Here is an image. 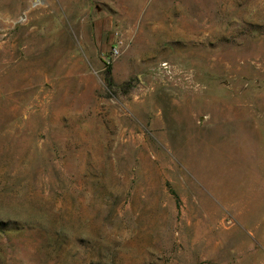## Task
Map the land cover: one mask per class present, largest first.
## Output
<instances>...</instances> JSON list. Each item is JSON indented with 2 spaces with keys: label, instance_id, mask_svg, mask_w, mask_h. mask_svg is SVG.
<instances>
[{
  "label": "rangeland",
  "instance_id": "obj_1",
  "mask_svg": "<svg viewBox=\"0 0 264 264\" xmlns=\"http://www.w3.org/2000/svg\"><path fill=\"white\" fill-rule=\"evenodd\" d=\"M0 264H264V0H0Z\"/></svg>",
  "mask_w": 264,
  "mask_h": 264
},
{
  "label": "trees",
  "instance_id": "obj_2",
  "mask_svg": "<svg viewBox=\"0 0 264 264\" xmlns=\"http://www.w3.org/2000/svg\"><path fill=\"white\" fill-rule=\"evenodd\" d=\"M109 68H108V70H107V83L109 84V85H111L112 84V81H111V78H110V76H109ZM173 193V192H172ZM173 195H174V197L177 199V197H176V195H175V193H173Z\"/></svg>",
  "mask_w": 264,
  "mask_h": 264
},
{
  "label": "built area",
  "instance_id": "obj_3",
  "mask_svg": "<svg viewBox=\"0 0 264 264\" xmlns=\"http://www.w3.org/2000/svg\"><path fill=\"white\" fill-rule=\"evenodd\" d=\"M118 52L117 51H114V55H116Z\"/></svg>",
  "mask_w": 264,
  "mask_h": 264
}]
</instances>
